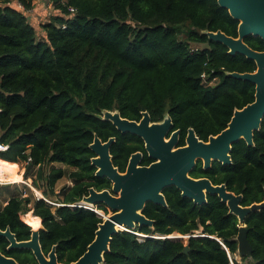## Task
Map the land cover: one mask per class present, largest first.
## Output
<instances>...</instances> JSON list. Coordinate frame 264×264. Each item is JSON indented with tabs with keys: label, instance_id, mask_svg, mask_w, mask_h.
Listing matches in <instances>:
<instances>
[{
	"label": "trees",
	"instance_id": "16d2710c",
	"mask_svg": "<svg viewBox=\"0 0 264 264\" xmlns=\"http://www.w3.org/2000/svg\"><path fill=\"white\" fill-rule=\"evenodd\" d=\"M20 1L25 9L33 7V0ZM51 1L54 10L49 17L42 12L39 22L9 0L0 3V141L8 145L0 151V182L18 176L17 163L30 157L28 174L37 168L33 186L54 203L12 193L0 207V229L9 228L17 241L29 239L33 224L21 215L31 211L39 223L41 219L43 253L55 246L57 261L70 263L92 242L102 217L69 204L80 201L90 187L111 188L91 164L94 135L103 142L114 138L110 154L120 172L133 152L143 153L141 164L152 161L143 139L103 120V111L136 121L144 111L155 122L168 115L172 130H180L178 146L185 144L189 128L207 141L226 128L235 109L254 101V83L229 73L253 72L256 63L229 54L225 45L206 35L222 31L238 36L239 21L217 0ZM243 41L264 51L260 37L249 35ZM202 73L208 81L216 80L204 83ZM230 155V164L214 161L207 169L198 159L190 175L224 184L241 194L243 206L262 201L264 117L253 133V146L239 139ZM65 175L72 185L55 191ZM163 195L167 206L148 202L143 208L152 227L115 233L103 264H231L230 258L238 264V218L217 195L207 194L201 205L183 197L176 186L165 187ZM245 225L252 254L243 260L264 264V209L250 213ZM176 235L189 237L185 242ZM8 246L0 235L1 254L18 264H37L30 249Z\"/></svg>",
	"mask_w": 264,
	"mask_h": 264
},
{
	"label": "water",
	"instance_id": "95a60500",
	"mask_svg": "<svg viewBox=\"0 0 264 264\" xmlns=\"http://www.w3.org/2000/svg\"><path fill=\"white\" fill-rule=\"evenodd\" d=\"M217 1L239 21L238 36L232 37L222 31H208L206 35L210 40L225 45L229 54L239 53L255 61L256 70L253 72L229 73L233 78L254 83V101L241 109H235L226 128L210 136L207 141L200 140L194 130L189 128L186 145L181 147H176L179 130L173 131L169 139L165 140V136L172 128V121L168 115L160 122H151L149 113L144 111L141 120L136 122L120 116L118 111H103L101 118L111 121L119 131L141 137L145 142L148 156L155 161L149 166H138L142 154L135 152L130 155L125 172H120L113 165L110 154V146L114 138L111 137L103 142L95 134L93 142L89 145L95 154L91 158V164L96 167L97 177H106L111 181L114 194L106 189L97 191L91 187L88 194L82 197L81 201L86 204L95 207L104 205L112 211L111 214L104 215L94 210L102 217V221L85 252L70 263L57 261L55 246H52L45 255L39 241L41 224L36 228L32 227L31 237L22 241H17L9 228L0 229V235L9 240L8 248L30 249L37 264H103V255L109 250L112 236L120 230L132 232L131 230L141 225L152 227L153 221L142 213L144 206L147 202L167 206L162 191L167 186H176L183 197L190 198L198 205L207 202V194L217 195L227 205L229 213L238 218L237 256L251 257L252 248L247 239L245 219L250 213L264 209V199L243 206L241 194L227 190L224 184L214 185L206 177L193 178L189 175L198 159L202 160L204 169L209 168L214 161L222 165L230 164L233 143L244 139L248 146H253V133L259 129L264 117V51L254 50L243 41L244 37L249 35L264 40V0ZM29 169L30 166L22 176L23 181L27 179ZM184 252L188 253L187 245L184 247ZM0 264H18V262L0 253Z\"/></svg>",
	"mask_w": 264,
	"mask_h": 264
},
{
	"label": "rangeland",
	"instance_id": "374dc122",
	"mask_svg": "<svg viewBox=\"0 0 264 264\" xmlns=\"http://www.w3.org/2000/svg\"><path fill=\"white\" fill-rule=\"evenodd\" d=\"M36 2H38L37 4H40V2H41V4H40L41 8L47 9V8H45L47 6L50 12L52 11V8L54 6L53 3H51V6H50V4L48 5L46 0H41V1L40 0H33V3H36ZM0 3H2V0H0ZM184 30H185V28H184ZM40 33L41 32H38V36L41 35ZM180 37H184V34L181 33ZM215 80L216 79H213V81H211V83H213ZM18 165H19L20 172H21L19 174V176H20V175H23V173L26 170V167H25L24 163H18ZM58 165L63 167L66 172L71 170V168L66 167L62 164H58ZM36 169L37 168L35 167L30 172V174H27L26 183H22V182H19V183L0 182V207H2V205L4 204L5 199H7L12 193H15V192H21L22 191L23 196L30 195L32 198H36V197L39 198L40 197L39 194L42 195L41 190L34 187L33 182H32V180H33L32 178L36 174ZM14 178L19 179V177H14ZM10 181H14V180H10ZM66 185L67 186L71 185V181L68 179L67 175L63 176L61 179H59L57 181V183L55 185V191H59L63 186H66ZM99 211L104 213L105 215H107V214L109 215L112 213V211L106 207L104 210H99ZM23 215L24 214L21 215V219L23 218ZM40 222H41V219H40ZM184 238H185L184 241L186 242L187 237H184ZM235 259L237 260L238 264H246V260H243V258H239L237 256V254L235 256ZM233 264H236V263H233Z\"/></svg>",
	"mask_w": 264,
	"mask_h": 264
},
{
	"label": "built area",
	"instance_id": "2783aa9c",
	"mask_svg": "<svg viewBox=\"0 0 264 264\" xmlns=\"http://www.w3.org/2000/svg\"><path fill=\"white\" fill-rule=\"evenodd\" d=\"M46 1H47L48 5L50 4V6H51L52 1H51V0H46ZM8 4L13 5L14 7H16V8H18V9H20V10L26 12L28 15H30V14L32 13V11H33V8L25 9V8H24V4H23L20 0H9ZM45 8H47V9H44V8H43V9H44V12H45V16H46V17H49V16L51 15L52 12L49 11V9H48L47 6H46ZM53 10H54V7L52 8V11H53ZM69 11H70V12H74V8L69 7ZM201 77H202V81H203L204 83H209V84H211V81H208V79H207V75H206L205 73H202V74H201ZM212 81H213V80H212ZM7 149H8V145H7V144H4V143H2V142L0 141V151H5V150H7ZM30 160H31V159H30V157H29V158L27 159L26 163H27L28 161H30ZM42 198H44L48 203H53L52 201H50L49 199H47V198H45V197H43V196H42ZM69 206H71V207H84V208H87V209H90V210H95V207H94V206H92V205H90V204H86V203L82 202L81 200H80V201H77L76 203L69 204ZM230 262H231V264H233V261H232L231 258H230Z\"/></svg>",
	"mask_w": 264,
	"mask_h": 264
},
{
	"label": "crops",
	"instance_id": "0c3cea01",
	"mask_svg": "<svg viewBox=\"0 0 264 264\" xmlns=\"http://www.w3.org/2000/svg\"><path fill=\"white\" fill-rule=\"evenodd\" d=\"M41 1V0H40ZM38 2H36V3H33V11H32V13L30 14V19L32 20V21H35V22H39V21H42V19H43V16H42V12H44V9L43 8H41V6H40V4H41V2H40V4H37ZM37 6V7H36ZM17 163V162H16ZM19 163H24L25 164V167H26V162H19ZM18 164V163H17ZM54 165H56V166H59L58 165V163H54ZM26 169H27V167H26ZM19 171H20V168H19ZM26 171V170H25ZM21 173V172H20ZM19 173V174H20ZM25 173V172H24ZM23 173V174H24ZM28 174V173H27ZM23 176V175H22ZM16 177H19V179H21V175L19 176H16ZM12 180H16V178H14V179H12ZM14 181H6V182H14ZM22 183H26V180L25 181H23ZM4 204H5V202H4ZM3 204V205H4ZM2 205V206H3Z\"/></svg>",
	"mask_w": 264,
	"mask_h": 264
},
{
	"label": "flooded vegetation",
	"instance_id": "af4514ba",
	"mask_svg": "<svg viewBox=\"0 0 264 264\" xmlns=\"http://www.w3.org/2000/svg\"><path fill=\"white\" fill-rule=\"evenodd\" d=\"M141 118H142V116H141ZM141 118L138 120V121H140L141 120ZM151 119V118H150ZM134 121H136V120H134ZM138 121H136V122H138ZM151 122H155V121H152L151 120ZM158 122H160V121H158ZM173 125V124H172ZM176 130H179V129H176ZM173 131H175V130H172V128L170 129V131H169V133L165 136V140H168L169 139V137L171 136V133L173 132ZM180 131V130H179ZM187 133H188V131H187ZM187 133H186V135H185V139H184V141H185V144L184 145H186V136H187ZM132 135H134V134H132ZM137 136V135H136ZM179 136H180V133H179ZM179 136H178V141H179ZM143 143H144V149H145V142H144V140H143ZM177 144H178V142H177ZM176 144V147H181V146H178ZM184 145H182V146H184ZM175 149V148H174ZM146 151V150H145ZM136 152H141V151H136ZM133 153H135V152H133ZM132 153V154H133ZM146 153H147V151H146ZM131 154V155H132ZM141 154H142V156H143V153L141 152ZM147 155H148V153H147ZM142 156H141V158H142ZM130 157V156H129ZM149 157V156H148ZM149 158H151V157H149ZM152 159V161L151 162H149L148 164H141V159H140V161H139V164H138V166H149L151 163H153L155 160L153 159V158H151ZM128 160H129V158H128ZM197 162V161H196ZM127 163H128V161H127ZM213 163V162H212ZM196 164V163H195ZM195 166V165H194ZM126 167H127V164H126ZM125 170H126V168H125ZM192 170V169H191ZM125 172V171H124ZM189 175H190V173H189ZM191 176V175H190ZM192 177V176H191ZM194 178V177H193ZM111 182V181H110ZM72 183L73 182H71V185H72ZM218 185H220V184H218ZM68 186H70V185H68ZM168 187V186H167ZM91 188V187H90ZM106 190H109L112 194H114L113 192H112V183H111V188L110 189H106ZM162 193H163V191H162ZM148 203V202H147ZM146 203V204H147ZM145 207V206H144ZM143 211V210H142Z\"/></svg>",
	"mask_w": 264,
	"mask_h": 264
},
{
	"label": "bare ground",
	"instance_id": "6f19581e",
	"mask_svg": "<svg viewBox=\"0 0 264 264\" xmlns=\"http://www.w3.org/2000/svg\"><path fill=\"white\" fill-rule=\"evenodd\" d=\"M19 182H23V178L21 175V179H16L13 183H19ZM11 183V182H9ZM40 197H42L41 194H39ZM96 211H99L98 209L95 208ZM100 212V211H99ZM102 213V212H101ZM105 215V214H104ZM108 215V214H107ZM25 222L31 223L33 224V228H36L40 225L39 220H37L36 218L32 217L31 215V211L24 213L23 218H22ZM201 233V232H200ZM153 236V235H152ZM170 236V235H169ZM177 236V235H176ZM235 255V254H234ZM236 256V255H235ZM235 263V262H234Z\"/></svg>",
	"mask_w": 264,
	"mask_h": 264
}]
</instances>
